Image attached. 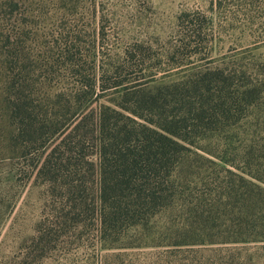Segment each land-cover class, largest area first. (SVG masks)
Returning <instances> with one entry per match:
<instances>
[{
    "label": "trees",
    "instance_id": "obj_1",
    "mask_svg": "<svg viewBox=\"0 0 264 264\" xmlns=\"http://www.w3.org/2000/svg\"><path fill=\"white\" fill-rule=\"evenodd\" d=\"M228 1L240 47L224 50L219 0L150 66L143 41L104 52L97 0H0V183L36 178L90 212L100 264H249L245 247L264 248V0Z\"/></svg>",
    "mask_w": 264,
    "mask_h": 264
},
{
    "label": "rangeland",
    "instance_id": "obj_2",
    "mask_svg": "<svg viewBox=\"0 0 264 264\" xmlns=\"http://www.w3.org/2000/svg\"><path fill=\"white\" fill-rule=\"evenodd\" d=\"M218 1L97 0L98 15H103L105 27L107 48L104 52L110 53L111 50L116 54L125 45L143 41L146 46L149 44V51L154 54L150 65L153 66L163 48L175 43L177 27L180 29L178 21L180 25L185 14L191 15L197 10L210 14L212 6L218 8ZM227 3L223 0L222 10L226 13L224 10L227 9V14H221L220 18L226 23L228 32L233 34L231 39L227 38L224 49L229 51L241 46L239 39L245 24L242 16L236 15L241 7L233 1ZM255 22L250 28L259 35L264 32V20L257 18ZM220 48L223 50L222 46ZM17 176L15 185L0 183V264H100L101 253L90 212L86 216L79 209L72 210L67 197L55 200L42 180L26 181L22 174ZM60 206L73 211L71 220L60 218L58 221ZM78 214L81 217L78 218ZM245 248V253L253 254L249 264H264V248L260 244ZM150 264L166 262L153 260Z\"/></svg>",
    "mask_w": 264,
    "mask_h": 264
}]
</instances>
